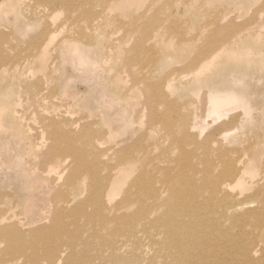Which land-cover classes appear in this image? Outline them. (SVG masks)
I'll return each mask as SVG.
<instances>
[{
	"label": "rangeland",
	"instance_id": "obj_1",
	"mask_svg": "<svg viewBox=\"0 0 264 264\" xmlns=\"http://www.w3.org/2000/svg\"><path fill=\"white\" fill-rule=\"evenodd\" d=\"M65 1L70 5L68 9L51 3L46 13L39 0H0V33L7 36L4 43H0V57L4 58L2 63L6 61V67L8 65L6 72L0 74V106L4 107L0 110V209L10 208L23 221H34L32 227L48 222L51 214L49 198L63 184L69 168H66V176L63 175L57 187L51 179L58 175L57 172L63 171L73 158H66L67 162H63L65 165L62 166L61 163L54 164L52 172L44 171L46 158L41 152L47 151L52 144L50 130L43 125L44 117H55L77 131L84 129L86 124L99 133L110 128L121 129L120 138L133 136L135 139L143 133L144 120L139 114L138 104L146 103L145 97L136 94L139 89L129 99H120L122 92L113 79L120 71L118 67L124 65L128 66V70L127 73L122 72V76L133 70L138 76L136 79L149 77L146 80L150 82L163 83L165 77L177 74L181 80L166 85L165 91L170 98H178L185 103L192 118L200 110L199 106L201 109L207 107L209 92L235 91L242 104L239 102L224 117L215 121L213 128L209 126L201 135L197 133L200 144L195 149L216 150L222 146L220 156L228 150L240 166L259 170L258 176L251 177L256 183L264 173V145L261 139L264 133V0H113L115 5L107 4L111 8L108 9L110 13L106 12L107 2L100 4L101 0H96L85 13L82 4L85 0ZM103 9L109 20L114 18L116 22L112 24L115 25L110 26L113 21L108 22L109 27L103 24V16V20L106 19ZM100 13L103 16L101 22L98 21L99 35L94 34L90 38L92 41H85L74 33L72 26L78 22L90 30V22ZM145 22L150 23L148 28ZM222 32L225 35L223 39L230 38L233 32L240 34L235 40L230 38L229 49L217 56L211 68L206 69L201 77L189 74L188 61L200 57L198 51L208 47L207 38L212 35L217 37ZM119 40L124 41V49L120 53L114 48V43ZM38 50L45 52L43 62L34 58ZM78 52L84 54L86 63H81ZM129 79L127 85L132 86L133 80L130 76ZM145 84L146 81L142 86ZM247 102L251 106L250 111ZM16 110L18 113L20 110L21 123L17 120ZM64 111L65 114L61 115ZM227 119L231 123L225 125ZM125 123L127 127L122 130ZM224 128L228 131L225 132ZM209 133L212 134L209 146L202 147L201 143ZM40 137L44 138L40 140L42 142L37 140ZM107 140L105 138V142H100L104 144L100 149L111 147V140L106 143ZM36 142L40 147L36 148ZM202 156L192 157L198 170L204 168ZM108 157H103L105 163L112 161ZM213 161L218 167L220 159L214 157ZM234 188L241 198L252 200L253 207L260 206L255 185L244 188V184L236 183ZM79 189L78 193L82 196L83 187ZM31 197H35L37 204L32 215L26 214L23 206L24 199ZM150 242L144 236L142 246L135 250L136 253L133 252L136 260L142 259L141 263L149 255ZM3 248L4 243L0 245V250ZM79 250L85 255L79 264L96 263L95 259L93 263L85 260L90 252L86 245ZM122 252L131 250L125 248L120 254ZM3 259L9 258L4 256ZM19 264L31 263L21 257Z\"/></svg>",
	"mask_w": 264,
	"mask_h": 264
},
{
	"label": "bare ground",
	"instance_id": "obj_2",
	"mask_svg": "<svg viewBox=\"0 0 264 264\" xmlns=\"http://www.w3.org/2000/svg\"><path fill=\"white\" fill-rule=\"evenodd\" d=\"M39 1L43 12L47 11L51 3L67 9L70 6L65 0ZM95 1L85 0L82 3L83 13L88 12ZM100 2H107L105 7L109 13L107 4H116L113 0ZM102 16L100 13L90 22V30H87L86 25L83 27L82 23H76L72 26L74 33L85 41L91 40L94 34L99 35L98 25ZM105 18H102L103 24L109 27L108 22L114 18L109 20L106 15ZM223 32L222 35H212L206 39L208 47L198 51L200 57L190 58L186 64L191 71L189 74L201 77L206 69L211 68L216 57L229 49L230 38L235 40L240 34L233 32L230 38L223 39ZM6 38L4 33H0L1 44ZM123 42L119 40L114 43L119 53L123 52ZM40 51L34 54V58L43 62L45 52ZM78 55L81 63H86L84 54L78 52ZM3 60L0 57L1 75L8 67L6 61L2 63ZM120 67L113 78L117 89L122 92L120 99H129L139 89L136 94L146 99V103L141 101L138 104L139 114L144 120L143 133L135 139L133 136L120 138L121 129L108 128V131L99 133L86 124L84 129L77 131L55 117H44L43 125L50 130L52 138L49 149L41 152L46 158H43L46 164L43 165L44 171L52 172L54 164L61 163L62 166L65 165L63 162H67L66 158L73 159L51 179V183L57 187L66 168H69L63 184L49 198L51 214L48 222L32 227L34 221H23L10 208L0 209V245L5 244V248L0 250V264H19L21 257L31 264H79V260L85 257L79 250L84 245L90 250L85 260L93 263L95 259V264H264V173L254 184L251 177L256 174L258 176L259 170L240 166L228 150L220 156L222 146L216 150L195 149L200 144L198 134L201 135L209 126L213 128L215 121L241 103L240 96L232 89L209 92L207 107L201 109L199 106L200 110L192 118L185 108L186 104L178 98H170L165 91L166 85L177 82V79L179 81L177 74H171L163 79V83H158L146 80L148 74H144L147 78L136 79L138 76L132 69V72L122 76L121 73L126 72L128 66ZM129 76L133 80V84L130 82L132 86L127 85ZM145 81L147 84L143 87ZM246 106L250 111L248 102ZM14 112H17V120L21 123L20 110L19 113L18 110ZM64 114L65 111L61 115ZM225 122L228 125L231 120ZM126 123L121 127L122 130L126 129ZM223 130L227 132L228 128ZM151 137L154 139L150 140ZM105 138L109 139L106 143L111 140L112 145L102 150L100 148L104 144L101 143ZM211 139L212 134H207L201 143L202 147H208ZM261 139L264 145V133ZM37 140L42 142L40 140L44 138ZM251 146L248 145L249 148ZM201 154L204 168L198 170L192 157ZM107 156L112 161L105 163L103 157ZM214 157L220 159L219 168L214 164ZM236 183L244 184V188L255 185V195L261 201L260 206L253 207L252 200L241 198L240 193L235 191ZM80 186L84 191L82 196L78 193ZM23 206L25 213L32 215L37 207L35 197L24 199ZM227 221L229 224H226ZM140 233L143 235L140 236ZM144 236L150 239L148 246L151 248L141 263L142 259L136 260L134 253L142 246ZM61 243L65 244L61 246ZM125 248L131 252L120 254ZM4 256L9 259L4 260Z\"/></svg>",
	"mask_w": 264,
	"mask_h": 264
}]
</instances>
